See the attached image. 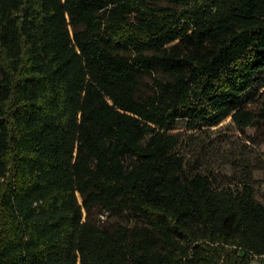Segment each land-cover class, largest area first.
I'll use <instances>...</instances> for the list:
<instances>
[{"label": "trees", "instance_id": "obj_1", "mask_svg": "<svg viewBox=\"0 0 264 264\" xmlns=\"http://www.w3.org/2000/svg\"><path fill=\"white\" fill-rule=\"evenodd\" d=\"M261 71L264 0H0V264L264 255L262 166L214 171L172 131L228 116L264 131V90L242 104Z\"/></svg>", "mask_w": 264, "mask_h": 264}, {"label": "rangeland", "instance_id": "obj_2", "mask_svg": "<svg viewBox=\"0 0 264 264\" xmlns=\"http://www.w3.org/2000/svg\"><path fill=\"white\" fill-rule=\"evenodd\" d=\"M259 76L264 77V71H261ZM152 90L151 77L147 74L143 75L140 79L138 93L147 95ZM262 90L264 87L259 88L258 91L256 87L250 89L242 97V104L250 108L255 107ZM172 131H181L184 138V144L181 147L183 151H191L199 158L200 163L212 167L214 171L219 169L222 160L228 162L248 160L252 165L260 164L262 168L253 173L256 180L255 196L258 200L264 199V131L254 126L246 127L241 131L232 123L230 116L216 125L198 126L194 129H186L185 121L178 120ZM189 133L192 135L188 137ZM228 166L223 167L224 171L229 172ZM77 197L80 201V196ZM83 216H85V211H83ZM89 218L107 228H114L121 223L128 225L134 223V218L130 214L123 211L111 212L100 207H93ZM248 264H264V255L252 256Z\"/></svg>", "mask_w": 264, "mask_h": 264}]
</instances>
